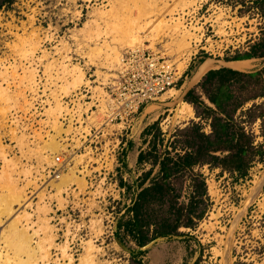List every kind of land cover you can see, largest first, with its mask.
I'll return each mask as SVG.
<instances>
[{"label": "rangeland", "instance_id": "rangeland-1", "mask_svg": "<svg viewBox=\"0 0 264 264\" xmlns=\"http://www.w3.org/2000/svg\"><path fill=\"white\" fill-rule=\"evenodd\" d=\"M148 1L153 6L151 15L145 19L140 16L146 13L145 9L140 13L137 7L139 0H127L131 6L124 4L128 9H124L121 16L125 21L132 17L145 26L147 23L145 33L134 32L132 37L141 36L144 50L169 60L180 73L176 84L170 87L177 93H167L169 88L154 99L146 100L138 112L121 123L118 119L108 122L101 116L97 118L88 110L90 106L94 110L93 104L99 102L103 91L111 90L107 78L119 63L111 50L101 54L97 50L103 42L110 43L125 58L136 45L121 46L110 33L97 38L79 31L94 18L103 27L102 19L95 16L97 10L109 9L111 2L118 5L119 1L1 0L0 87L4 89L3 96H9L12 99L9 103L14 106L3 114L5 101L0 97V141L7 151V159L11 158L10 171L14 167V170L28 168L31 172L29 175L14 172L17 186L23 187L28 180L33 184L25 187V199L13 206L12 214L2 216L0 231L6 230L16 215L29 214L30 222L22 220L20 224L31 226L30 233L37 230L31 240L32 246L41 243L43 236L55 234L50 264H78L88 255L91 264H133L139 258L146 264H192L200 256V264H264V159L255 162L244 179H234L219 167H196L205 177L211 205L194 230L181 228L184 234L157 237L138 247L122 228H118L125 219L136 178L149 167L146 164L141 168L136 164L139 150L146 148L149 139L142 134L144 128L158 120L160 129L168 137L177 128L195 122L201 124L204 132H210L209 121L198 116L195 107L185 99L186 93L190 89L200 93L199 82L204 74L210 69L229 67L231 60L227 58L248 51L264 26V19L259 16L239 14L237 6L232 8L215 0ZM159 21L167 22L162 25L164 30L162 27L158 34L150 33ZM187 31L196 38L190 40L194 50L182 69L180 62L186 48L182 51L180 43L187 40L183 36ZM16 46L20 48L15 49ZM21 53L30 54L23 57ZM206 60L212 61L213 66L191 81L199 65ZM263 66L264 58H253V65L241 71H254ZM59 67L67 71L79 67L84 79L75 86H64L74 81L76 73L72 76L73 70L63 73L65 82L57 83L59 78L49 79L52 77L50 71ZM54 74L56 76L58 71ZM28 75L35 76L36 84L32 88L28 87L31 83L17 82L19 77ZM163 93H167V98L161 99ZM62 101L69 103V108L73 106V110L79 107L80 113L72 114ZM253 101H248L246 106ZM179 102L190 104L193 114L177 117ZM150 103L157 106L146 112ZM64 110L69 115L62 120L60 116ZM58 124L63 128L71 125L58 137L65 139L66 146L60 147L58 152L44 150L40 153L43 141L56 134ZM83 126H89L88 134L82 132ZM250 128L256 141H263L259 120ZM54 154H61L66 161L55 172L48 167ZM1 158L0 170L6 164ZM74 166L75 176L82 178L84 184L79 179L74 180L61 193L63 202L59 205L56 197H49L55 193L50 181L56 179L57 182L59 178L55 176H61ZM121 182L132 184V189L127 191ZM40 192L45 193L42 199ZM42 205H49L48 212L40 209ZM46 219L52 228L45 232L43 226L47 223L43 222ZM60 246H65V253L71 260L62 257ZM38 264H42L40 259Z\"/></svg>", "mask_w": 264, "mask_h": 264}, {"label": "trees", "instance_id": "trees-1", "mask_svg": "<svg viewBox=\"0 0 264 264\" xmlns=\"http://www.w3.org/2000/svg\"><path fill=\"white\" fill-rule=\"evenodd\" d=\"M215 1L237 6L239 14H255L264 19V0ZM250 58H264V26L248 51L227 59ZM199 87L200 93L190 89L185 99L198 116L209 121L210 132L192 122L165 137L158 120L142 132L149 139L146 148L139 150L136 164L149 167L136 178L125 219L118 225L138 247L157 237L184 234L181 228L197 227L211 200L205 177L196 167H219L234 179H244L251 166L264 159V66L248 72L230 67L210 69ZM261 98L260 102L253 101ZM248 101L253 102L246 106ZM257 120L261 142L256 141L250 128ZM120 185L127 191L132 189V184ZM200 261L201 256L192 264ZM133 264L146 263L139 258Z\"/></svg>", "mask_w": 264, "mask_h": 264}, {"label": "bare ground", "instance_id": "bare-ground-1", "mask_svg": "<svg viewBox=\"0 0 264 264\" xmlns=\"http://www.w3.org/2000/svg\"><path fill=\"white\" fill-rule=\"evenodd\" d=\"M85 1H90V0H85ZM118 1H119L118 5L111 2V4H109L110 5L109 9L97 10L95 16L97 18L102 19V21L104 23L103 27H102V25L99 24L100 22L94 18L93 20L91 19L92 20L91 23L86 22L84 24L83 28L79 31H83L86 34V36H87V34L91 35V36L95 35V36H97V38H98V36L100 37L103 34L110 33L111 36H113V39H115L117 41V43L121 46L123 44H128L130 46L141 45L143 42V38L141 36L138 38L132 37V35L134 32L137 34L140 33L141 35H142V33H145L144 31L146 29L147 23L145 26V23L141 24V23H139L140 21H135L134 20L135 18L132 19V17L127 18L129 20L131 19L130 21H128L127 19H126L127 21H125V18H123V16H121V14L123 13L124 9L125 10L128 9L126 5H130V4L126 3L127 0H118ZM151 1H153V3H156L157 0H151ZM130 2H133V1H130ZM139 3H140V5L137 3L138 4L137 7L140 9V11L141 10L143 11L144 9L146 11V13H142V11L140 12L143 14V15L141 14L140 16H142L145 19V17L151 15L150 13L152 12L151 9H152L153 5L152 4L150 5V1H148V0H139ZM124 4H126V5H124ZM137 7H136V9L138 10ZM172 10H176V9L173 8ZM94 13H95V9H94ZM127 14H125V15H127ZM137 16H139V14ZM140 19L141 18L139 17V20ZM97 22H99V23H97ZM165 23H167V22L166 21H159V23H157V25H155L154 28L150 29L149 32L151 33L152 31H154L155 34H158L159 31H161V29L163 27L162 25H165ZM95 26H96V29H94ZM163 30H164V27H163ZM183 36H186L187 40L184 39L183 44L180 43V46H181L180 49H182V51L184 48H186L185 53L184 54L181 53L184 55L183 60L180 62V67H182V69L185 66L187 59H189L190 55L193 53V50H194V47L192 46L190 40L193 38H196V37H194L195 35L193 33H190L188 31L185 32V35H183ZM145 37H146V35H145ZM36 41H39V40H36ZM109 44L106 42H103V44H101L102 47H98V50H97L99 52L98 54H101L102 51H103V53H105L107 50H111L114 53V58H116V59L118 58V62H119L121 54L120 53L118 54V49L116 46L109 45ZM13 46H15V45H13ZM36 46L37 45H35V47ZM18 48H20V47H17L15 49H18ZM24 50H26V49H24ZM28 54H30V53H28ZM28 54H25V55H28ZM21 55H22V53H21ZM25 55H22V56L25 57ZM26 60H27V58H26ZM228 64L232 68H235L238 70H246L247 68H250L253 65V58L241 59V60H231L230 62H228ZM212 66H213V62L210 60H206L203 63H201L199 65V67L197 68V71L194 73L191 81L197 79L202 73H204L206 70H208ZM63 69H65V68H63ZM72 70H73V72H72ZM67 72H72V74H71L72 76L74 75L73 73H76L75 74L76 76H73L74 77L73 82L68 83V85H64V86H69V87L75 86V83H78L79 81H81V79L82 80L84 79V72L79 67H73L72 69L70 68L69 71H67ZM34 77L35 76H29V75L26 77L25 76L21 77V78L19 77L17 79V82H19V84L31 83V85H29L28 87L32 88L36 84ZM3 80H5L4 77H3ZM2 90H4V89H2V87H0V97H2L3 101H5L4 102L5 106L2 109V113L5 114L14 105L10 104L12 102V99L9 96H5V97L3 96ZM32 90H34V92H35V89H32ZM168 92H169V94L173 95V94L177 93V90L170 88L167 91V93ZM167 93H165V94L163 93L164 95L161 96V99L167 98V96H166ZM22 98L26 101L24 96H22ZM57 100H58L57 105L59 106L60 105L59 98ZM30 104H31V102H30ZM155 106H157V105L151 104V103H150V105L148 104V107L147 108L145 107L146 112L151 111L153 108H155ZM66 114L69 115V113H66ZM192 114H193V110H192V107L190 106V104H188L186 102H181L178 109H177L176 116L182 118V117H186V116H191ZM62 115H63V113H62ZM54 118H55V120L57 119V117H54ZM69 127H71V125H69L67 128H63L61 124H58L57 125L58 129L55 128L56 134H52L48 140H44L45 142L43 141V143H42L43 145H41V148L39 150L40 153L44 152V150L48 151V153L58 152V151H60L59 150L60 147L66 146V144L63 142L65 139H63V138L58 139V137L60 136V134L67 132ZM12 131L15 132L14 130H12ZM82 132L88 134L89 133V126H83ZM14 134H15V136H14L15 140H17L18 136L16 135V132ZM7 155H8L7 151L4 150V146L2 145V143L0 141V157H2L6 162L5 166L2 165L3 167L0 170V222H2V216H8V215L10 216L12 214L13 206L15 204L21 203V201L25 199V195H26L25 187L33 184L31 180H28V181H26V184L23 187L17 186V179L14 177L13 173L16 172V173H24L25 175H29L31 172L28 168H22L20 170H14V169H12L14 167H12L11 171H10V168H8V165L11 162L10 161L11 158L7 159ZM22 155H25L23 150H22ZM40 156H41V154H40ZM54 157H55V154L51 157V159H50L51 162L54 159ZM2 158H1V160H2ZM44 158H46V157H44ZM12 161H13V159H12ZM18 161H20V160H18ZM14 162H15V159H14ZM17 164H19V163H17ZM75 168H76V166H74L73 168H68V172L62 173L61 176H59V175L55 176V178H59V180L57 182H55L56 179L52 180L50 178L51 179L50 185L55 190V193H53L49 197H56V199H58L59 205H62V202H63L62 197H61V193L74 180L79 179L74 174ZM79 180H80L81 184H84V181L82 180V178H80ZM44 194L45 193L40 192L39 197L42 199L44 197ZM40 209L43 210L44 212H48L49 205H42L40 207ZM29 219H30V215L26 214V213L16 215L11 220V222L9 223L8 228L6 230L0 231V264H38L39 259H40V261H42V264H50V258H51L50 257L51 256L50 248L52 246H54L53 242H54L55 234L52 233V234H47V236H45V237L43 236V238L41 239V243H37L36 246H32L31 240H32L33 234H35L37 232V230H33V232L30 233V232H28V229L31 226L26 227V226H24V224H22V223L20 224V222L22 220H25L26 223L27 222L29 223L30 222ZM47 220L48 219H46L43 222V223H47V225L44 224V226H43V228H46L45 232L48 231L50 228H52L48 225ZM19 225H21V226H19ZM39 228L42 229V226H40ZM63 247H65V246H62V247L60 246L59 248H61L62 257H65V256H67V254H66L67 252L65 253V248H63ZM67 257L71 260L70 255ZM79 261L80 262L78 264H89L91 261V258L88 255L87 257L85 256L82 259H80ZM67 264H68V262H67Z\"/></svg>", "mask_w": 264, "mask_h": 264}, {"label": "built area", "instance_id": "built-area-1", "mask_svg": "<svg viewBox=\"0 0 264 264\" xmlns=\"http://www.w3.org/2000/svg\"><path fill=\"white\" fill-rule=\"evenodd\" d=\"M57 71L60 75L55 76L54 73ZM66 71L61 67L52 69L50 71L52 77L49 79L59 78L57 83L65 82L63 73ZM111 75H113L112 79H109ZM110 77L107 78V85L111 90L103 91L99 102L93 104L94 110L92 106L88 110L90 114L94 113L93 115L97 118L101 116L100 118L105 121L111 122L118 119L124 123L131 114L138 112L146 100L154 99L158 94L174 86L180 78V73L174 70L169 60L160 58L153 52L152 54L147 52L141 45H136L127 52L125 58L121 54L117 69L110 74ZM69 105L68 103L66 107L72 114L80 113L79 107L73 110V106L69 108ZM62 113L60 117L65 120L68 114L65 111ZM65 164V158L61 154H56L48 167L55 172Z\"/></svg>", "mask_w": 264, "mask_h": 264}, {"label": "water", "instance_id": "water-1", "mask_svg": "<svg viewBox=\"0 0 264 264\" xmlns=\"http://www.w3.org/2000/svg\"><path fill=\"white\" fill-rule=\"evenodd\" d=\"M228 65H229V64H228ZM229 67L232 68L230 65H229ZM233 69H235V68H233ZM237 70H238V69H237Z\"/></svg>", "mask_w": 264, "mask_h": 264}]
</instances>
